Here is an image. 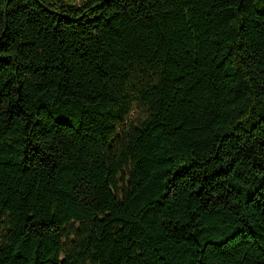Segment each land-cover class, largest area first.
Instances as JSON below:
<instances>
[{
	"label": "trees",
	"instance_id": "obj_1",
	"mask_svg": "<svg viewBox=\"0 0 264 264\" xmlns=\"http://www.w3.org/2000/svg\"><path fill=\"white\" fill-rule=\"evenodd\" d=\"M0 264H264V0H0Z\"/></svg>",
	"mask_w": 264,
	"mask_h": 264
},
{
	"label": "rangeland",
	"instance_id": "obj_2",
	"mask_svg": "<svg viewBox=\"0 0 264 264\" xmlns=\"http://www.w3.org/2000/svg\"><path fill=\"white\" fill-rule=\"evenodd\" d=\"M139 90H138V88H134L133 91L130 93L131 97L133 98L132 100H130L131 103L136 102V99L138 98ZM141 113H142V111H140V109L136 105L132 106V108H131V117L134 116L136 118Z\"/></svg>",
	"mask_w": 264,
	"mask_h": 264
}]
</instances>
